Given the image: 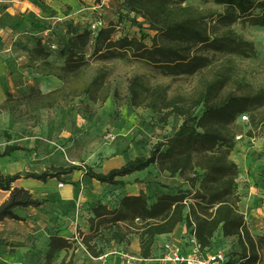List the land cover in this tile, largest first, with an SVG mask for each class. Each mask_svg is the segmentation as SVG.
Masks as SVG:
<instances>
[{"label":"trees","instance_id":"trees-1","mask_svg":"<svg viewBox=\"0 0 264 264\" xmlns=\"http://www.w3.org/2000/svg\"><path fill=\"white\" fill-rule=\"evenodd\" d=\"M186 1L125 0L128 12H119V22L126 20L137 25L141 32L139 37L128 34L116 37L118 24L114 22L104 24L97 32L90 26L74 31L67 41L48 40L45 37L48 33L36 35L32 47L23 46L28 53L27 66L36 74L59 78L63 86L49 93L31 86L20 97L7 92V101L0 104V114L5 111L15 114L24 105L23 114L36 123L43 109L52 108L63 100L95 94L108 70L100 66L91 79L86 78V69L90 65L86 53L90 47H93L91 56L99 59H123L130 54L174 76L194 74L208 67L211 58L200 50L246 56L255 53L254 43L241 38L231 26L244 20L264 27V0H213L225 9L211 14L194 5H185ZM209 17H212L211 22L207 21ZM220 25L225 29L220 31ZM56 48H59L55 51L57 58H64L63 64L51 59ZM232 70L228 64L219 67L190 104H185L179 96H171L166 85H152L142 75L132 77L128 84L131 105L164 112L165 119L174 114L183 117L182 124L171 136L158 141L149 155L131 158L107 172H98L86 165H72L51 166L41 173H28L27 178L44 182L57 179L75 188H81L80 181L65 179L75 170H84L87 176L100 183L122 187L128 184L125 177L152 165H157L161 173L183 179L187 188H179L176 193H163L153 203L142 194H125L115 208L104 203L96 205L92 210L93 217L89 219L90 233L83 235V242L92 256L100 257L104 253L103 248L97 250L90 245L102 232L103 225L109 228L110 241L117 243L126 241L136 229L140 236L141 256L148 259L153 258L152 250L158 236L172 233L180 223L186 222L190 230L183 236L194 233L203 247L212 246L218 231L224 237L239 238L241 256L238 259L229 256L227 264H264V237L257 239L251 233L240 210L241 197L236 191L239 167L230 158L235 147V120L264 104V89L226 90ZM4 135L7 144L0 149V158L31 150L13 140L7 130ZM22 174L0 170V189L9 192L8 198L0 202V223L8 219L24 220L25 217L16 212L17 208L42 207L51 202L49 197H36L29 189L16 186ZM136 182L141 181L136 179ZM72 244L60 233L51 235L47 262L58 252L72 248ZM5 245L7 242L0 234V246ZM72 263L73 257L68 264Z\"/></svg>","mask_w":264,"mask_h":264},{"label":"rangeland","instance_id":"rangeland-1","mask_svg":"<svg viewBox=\"0 0 264 264\" xmlns=\"http://www.w3.org/2000/svg\"><path fill=\"white\" fill-rule=\"evenodd\" d=\"M104 1L112 8L102 11L96 0H0V54L10 48L12 54L19 52V55L28 56L23 46L32 47L36 35L45 36L48 33L45 36L48 40L67 41L74 35L72 32L90 26V21L99 16L98 12L106 22L112 19L113 14L118 16L119 12H128L125 0ZM185 5H194L210 14L225 9L213 0H188ZM140 19L147 25V21ZM211 19L209 17L207 21L211 22ZM114 23L119 25L116 37L123 34L139 37L141 34L137 25L126 20L120 24L118 18V22ZM213 23L215 21L211 26ZM231 28L241 38L254 43L255 53L246 56L200 50L211 58V64L190 75L165 74L157 66L130 54L123 59H99L91 56L93 47H90L86 53L90 61L86 78L91 79L96 69L102 66L108 70L102 86L91 96L63 100L52 108L41 110L36 123L23 114L26 110L24 105L15 114L10 113L11 118L0 127V149L4 148V142L7 141L4 135V129H7L13 140L31 150L18 151L11 157L1 158L0 170L4 173H41L51 166L86 165L98 172H107L131 158L149 155L158 141L175 132L182 124L183 117L174 114L165 119L164 112L131 105L128 84L136 75H142L152 85H166L169 94L179 96L185 104H190L201 94L215 71L224 64L233 67L226 90L240 92L264 89V27L239 20ZM219 29L221 31L225 27L220 25ZM147 42L151 43L149 39ZM58 50L52 51L56 63L64 61V58H57L55 51ZM28 89L24 87L15 97L22 96ZM245 113L249 115V121L242 122L240 116L235 120V147L230 158L239 167L236 191L241 197L240 210L245 215L251 233L259 239L264 237V104ZM237 135H243L242 139L237 140ZM65 179L80 181L81 188L71 184L61 186L64 183L57 179L37 181L23 174L17 182L28 187L34 196L49 197L51 202L43 205L41 211L42 217H46L45 225H40L39 234L32 233L25 239V257L17 258L15 264H68L72 257V264H127L123 257L120 258L121 255L141 254L134 250V246L138 245L137 239H133L134 235L140 238L137 230L133 229L127 243L122 244L110 241L109 228L103 225L102 232L90 245L97 250L103 248L104 253L94 257L83 242L84 229H90L89 219L93 217V208L99 203L115 208L120 198L128 193L145 195L149 203H153L163 193H176L179 188H187L181 177L161 173L157 165L128 176V184L124 187L100 183L87 176L84 170H75ZM136 179L141 182H136ZM21 225L15 229L26 230L28 224ZM70 227L74 229L73 234H68L74 238L71 239L72 248L58 252L48 263L46 252L50 236L69 230ZM122 245L125 248H121ZM211 249L224 252L234 259H238L242 251L237 236L224 237L220 231L215 234ZM12 251L15 250L10 253ZM7 254L9 251L0 247V264H9ZM100 258L107 259V262Z\"/></svg>","mask_w":264,"mask_h":264},{"label":"crops","instance_id":"crops-1","mask_svg":"<svg viewBox=\"0 0 264 264\" xmlns=\"http://www.w3.org/2000/svg\"><path fill=\"white\" fill-rule=\"evenodd\" d=\"M98 4L99 6L102 7L101 9L102 11H104V9H107V8H112L110 4H107V2H105L104 0H101V2H98ZM105 5L107 7H105ZM118 16L116 14H113L112 19L108 20L107 22L104 21V24L109 25V23H111L112 21L118 22V18H119ZM122 22H120V24ZM118 28H119V25H118ZM52 43L57 44V42H52ZM19 54H20L19 52L16 54L10 53V48L5 50L3 54H0V104H3L7 101V98H8L7 92H12L14 95H16L20 93L24 89V87L29 88L31 86H35L39 88L43 93H49L51 91H54L55 89L62 87L63 82L59 78L55 76H42L40 74L34 73L32 69H30L27 66V56L19 55ZM25 54L27 53L25 52ZM54 57H55V54L52 55L51 59L54 60ZM57 63L63 64L62 62H57ZM11 116L12 115L9 112H4L0 114V127L3 126L4 125L3 123L9 118H11ZM4 143L6 145L7 141H5ZM126 178L127 177H125L124 180H127ZM17 182L15 184L16 186H23L22 184L18 185ZM25 188L28 189V187H25ZM128 194H135V193H128ZM8 196H9V192L0 189V202L5 201L8 198ZM43 207L44 206L17 208L16 212L21 217H25L24 220L8 219L0 223V234L2 238H4L5 241L7 242V245L0 246V247H3L5 248L6 251H9V254L6 255V258L9 261V264L10 263L15 264V261L17 258L22 259L20 258V256L25 257L23 256L24 255L23 251L27 248L25 239H28L32 233L39 234V232L41 231V230H38L40 229V225L42 224L45 225L44 220H46V217H42L41 215L42 213L41 211ZM23 223L28 224L26 225L27 226L26 230L15 229L16 226H19V225L22 226L21 224ZM84 230H86L85 234H87L90 229L86 228ZM188 230H190V228L187 226V223L182 222L177 226L174 232L158 236L156 242L154 243L153 250H152L153 258L145 259L142 264H171L159 258V257H162L163 253H165L163 246L166 242L180 244L182 241L183 235L186 234ZM73 231H74L73 227H70L69 230L61 231L60 234L71 240L74 238L73 237L71 238L68 234H73ZM133 239H137L138 241V245L134 246V250L138 254H140L141 253L140 238L137 235H134ZM126 243H127L126 241L122 242V244H126ZM121 248H125V246L122 245ZM11 250H15V251H12L10 253ZM139 256L136 255L135 257H139ZM140 258H143V257L141 256ZM139 261H142V260H139ZM104 262H107V259H104ZM136 264H138V262Z\"/></svg>","mask_w":264,"mask_h":264},{"label":"built area","instance_id":"built-area-1","mask_svg":"<svg viewBox=\"0 0 264 264\" xmlns=\"http://www.w3.org/2000/svg\"><path fill=\"white\" fill-rule=\"evenodd\" d=\"M100 15L90 21V28L93 32H97L104 25ZM51 47L55 48V45H51ZM240 117L242 122L249 121V115L246 113H243ZM242 137L243 135H237L236 139L241 140ZM163 249L165 253L159 258L171 264H227L229 260V256L224 252H215L211 247H203L194 233H188L183 236L180 244L166 242ZM120 257H123L127 264H136L139 260H145L128 254H123Z\"/></svg>","mask_w":264,"mask_h":264},{"label":"water","instance_id":"water-1","mask_svg":"<svg viewBox=\"0 0 264 264\" xmlns=\"http://www.w3.org/2000/svg\"><path fill=\"white\" fill-rule=\"evenodd\" d=\"M23 175H24V176H27V175H28V173H27V172H24V173H23Z\"/></svg>","mask_w":264,"mask_h":264},{"label":"bare ground","instance_id":"bare-ground-1","mask_svg":"<svg viewBox=\"0 0 264 264\" xmlns=\"http://www.w3.org/2000/svg\"><path fill=\"white\" fill-rule=\"evenodd\" d=\"M61 186H64V187H65V186H66V184H61Z\"/></svg>","mask_w":264,"mask_h":264}]
</instances>
